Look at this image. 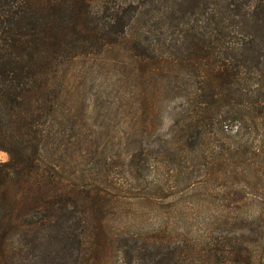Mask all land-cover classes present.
I'll return each mask as SVG.
<instances>
[{
    "label": "rangeland",
    "instance_id": "rangeland-1",
    "mask_svg": "<svg viewBox=\"0 0 264 264\" xmlns=\"http://www.w3.org/2000/svg\"><path fill=\"white\" fill-rule=\"evenodd\" d=\"M256 1L236 3L252 16ZM139 3L115 41L75 57L59 81V114L83 141L61 155L62 177L95 206L76 213L130 247L167 235L198 249L231 236L264 264V13L238 32L232 19H212L223 0ZM245 36H261L255 57L238 56ZM212 71L220 97H198ZM125 247L113 245L109 264L129 261ZM207 253L182 252L180 264H214Z\"/></svg>",
    "mask_w": 264,
    "mask_h": 264
},
{
    "label": "trees",
    "instance_id": "trees-1",
    "mask_svg": "<svg viewBox=\"0 0 264 264\" xmlns=\"http://www.w3.org/2000/svg\"><path fill=\"white\" fill-rule=\"evenodd\" d=\"M236 2L223 0L220 16L212 17L216 25L230 18L239 32L264 13V0L256 1L252 16ZM138 6L139 0H0V150L9 155L0 161V264H109L110 249L123 240L127 247L118 254L129 260L125 264H180L186 251H207L205 260L214 264H255L252 251L246 254L231 236L198 249L188 242L176 246L167 235L137 239L139 245L130 247L128 239L116 242L101 230L92 214L76 213L78 207L95 211V206L62 177L61 155L74 153L83 141L70 116L59 114V81L75 57L115 41L112 30ZM255 38L240 39L238 56L255 57L253 46L262 41ZM214 72L206 76L208 92L201 90L198 97H220ZM220 77L228 75L220 70ZM25 251L35 253L22 257Z\"/></svg>",
    "mask_w": 264,
    "mask_h": 264
}]
</instances>
